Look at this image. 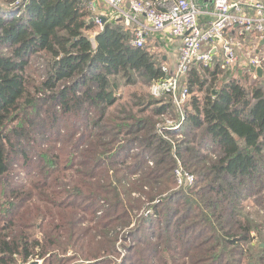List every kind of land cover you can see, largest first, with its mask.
I'll return each instance as SVG.
<instances>
[{"label": "trees", "instance_id": "16d2710c", "mask_svg": "<svg viewBox=\"0 0 264 264\" xmlns=\"http://www.w3.org/2000/svg\"><path fill=\"white\" fill-rule=\"evenodd\" d=\"M14 1H0V264H264V222L241 210L264 206V75L193 63L183 132L166 138L168 95L122 101L165 75L161 36L101 30L87 0Z\"/></svg>", "mask_w": 264, "mask_h": 264}, {"label": "built area", "instance_id": "2783aa9c", "mask_svg": "<svg viewBox=\"0 0 264 264\" xmlns=\"http://www.w3.org/2000/svg\"><path fill=\"white\" fill-rule=\"evenodd\" d=\"M26 0H16L10 9L17 11ZM92 20L102 30L103 17L108 21L121 19L134 30L131 44L143 47L156 37L171 44L180 42L173 65L162 66L165 75L151 85L156 97L168 95L179 118L166 116L158 124V132L167 138L168 131L180 134L187 118L186 105L190 89L186 76L193 63L214 66L218 62L224 71L254 67L264 69V0H212L201 6L196 0H87ZM99 32L90 34L94 37ZM245 46H248L245 48ZM174 66V68H173ZM253 75L257 76L255 69ZM194 182V176L182 174ZM122 254L125 249H120ZM32 259L28 264L38 263ZM37 263V264H38Z\"/></svg>", "mask_w": 264, "mask_h": 264}, {"label": "rangeland", "instance_id": "374dc122", "mask_svg": "<svg viewBox=\"0 0 264 264\" xmlns=\"http://www.w3.org/2000/svg\"><path fill=\"white\" fill-rule=\"evenodd\" d=\"M0 1H1L2 5H5L6 6L5 0H0ZM154 41H155V39L152 42H148L150 44V47L153 45ZM148 43H147V45H149ZM160 43L162 44L161 41H160ZM247 47L248 46H245V48H247ZM152 48H153L154 51H156L159 54H166L165 56H167V57L169 55V52H171V55H172L173 59H176V57L178 55L177 54V47L175 49H172L170 51V47H166V45L156 46L154 44ZM164 59H165V57H164ZM174 63H175V60H174ZM172 64L173 63H171V65ZM214 66H215V64H214ZM173 68H174V66H173ZM224 72H225V74H224ZM228 73H231V72L230 71H223V73H220L219 74L220 77L218 79H222L224 77L223 75H226V74L228 75ZM143 91H146V92L149 91V93H151V85L149 87L146 86L144 83H138L136 85H132L126 91V93H125L124 99L122 100L123 101V104L130 106L134 102L133 94H143ZM172 114L175 116V113H172ZM165 117L163 116L162 120H160L161 121L160 123L163 122V120L165 119ZM160 123H158V124H160ZM175 136H174L175 138H178V133H175ZM169 139H171V138H169ZM183 169H185V168L184 167H181V165H180L178 170H180L181 172H183L182 173L183 175L181 177L182 179L185 177L186 174L192 175L191 173H184ZM179 179H180V177H179L178 171H177V182H178V186L179 187H182L184 185H191L193 183V182H189L188 180H184V179H183V181L181 183ZM263 193H264V189H263ZM134 196L135 197H139L138 196V193H134ZM144 207H142L141 210H137V211L133 212V215H136L134 221L136 220V218L138 217V215H140L141 211L144 210ZM241 210L243 211L244 214L249 215L253 220H255L257 222H264V206H262V205H260V204H258L256 202H254L253 200H252V202H250V201L246 202L245 205H244V207ZM145 213H147V210L145 211ZM123 228H125V227H122L120 229H123ZM37 233H38L37 235H39L38 237L41 238L42 235L40 234V232L38 231ZM252 236H253V240L251 241V244L252 245H261V246L264 245V243L261 242L260 239L257 237V234H256L255 231L252 232ZM128 241H129V239H127L126 243ZM71 252L72 251H69V253H71ZM82 262L83 261H78V262H76L74 264H80ZM41 263H43V260L42 259H41V261L38 264H41Z\"/></svg>", "mask_w": 264, "mask_h": 264}, {"label": "crops", "instance_id": "0c3cea01", "mask_svg": "<svg viewBox=\"0 0 264 264\" xmlns=\"http://www.w3.org/2000/svg\"><path fill=\"white\" fill-rule=\"evenodd\" d=\"M160 41L163 43V45H166V47H170V51H171L172 49H175L176 47L178 48L179 43H180V42H176V43H174V44H171L170 42H168L167 40H164V39H160ZM263 43H264V41H263ZM159 46H161V45H159ZM262 49H264V44H262V45L259 46V49L256 51V53H259ZM165 55H166V54H165ZM165 59L168 60V63L171 62V63L174 64V60H175V59H173V57H172V55H171V52H169L168 57L165 56ZM171 63H170L169 65H171ZM173 64H172V65H173Z\"/></svg>", "mask_w": 264, "mask_h": 264}, {"label": "water", "instance_id": "95a60500", "mask_svg": "<svg viewBox=\"0 0 264 264\" xmlns=\"http://www.w3.org/2000/svg\"><path fill=\"white\" fill-rule=\"evenodd\" d=\"M103 21H105V17H103V19H102ZM252 69H255L256 70V72H257V74L259 75V76H263L264 75V69L262 68V67H254V66H252ZM38 262L37 261H35L33 264H37Z\"/></svg>", "mask_w": 264, "mask_h": 264}]
</instances>
